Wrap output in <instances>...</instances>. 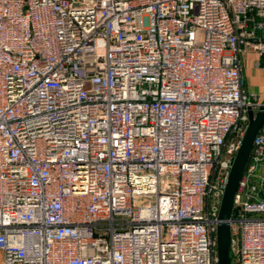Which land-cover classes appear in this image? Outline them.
<instances>
[{"label":"built area","instance_id":"1","mask_svg":"<svg viewBox=\"0 0 264 264\" xmlns=\"http://www.w3.org/2000/svg\"><path fill=\"white\" fill-rule=\"evenodd\" d=\"M264 0H0L1 264H218ZM264 125L230 220L264 264Z\"/></svg>","mask_w":264,"mask_h":264},{"label":"water","instance_id":"2","mask_svg":"<svg viewBox=\"0 0 264 264\" xmlns=\"http://www.w3.org/2000/svg\"><path fill=\"white\" fill-rule=\"evenodd\" d=\"M248 115L249 126L242 139L240 149L234 158L228 178V183L221 203L219 224L217 228L218 264H232L230 256V220L234 212L235 196L238 192L240 182L249 163L254 142L264 125V105L260 107L257 113H255L253 109H249ZM261 197L264 198V191L261 193Z\"/></svg>","mask_w":264,"mask_h":264},{"label":"crops","instance_id":"3","mask_svg":"<svg viewBox=\"0 0 264 264\" xmlns=\"http://www.w3.org/2000/svg\"><path fill=\"white\" fill-rule=\"evenodd\" d=\"M242 73L247 90L254 95H264V58L254 52L242 57Z\"/></svg>","mask_w":264,"mask_h":264},{"label":"rangeland","instance_id":"4","mask_svg":"<svg viewBox=\"0 0 264 264\" xmlns=\"http://www.w3.org/2000/svg\"><path fill=\"white\" fill-rule=\"evenodd\" d=\"M259 101H264V95H256ZM2 253L0 252V264L2 263Z\"/></svg>","mask_w":264,"mask_h":264},{"label":"trees","instance_id":"5","mask_svg":"<svg viewBox=\"0 0 264 264\" xmlns=\"http://www.w3.org/2000/svg\"><path fill=\"white\" fill-rule=\"evenodd\" d=\"M232 264H234V263L232 262Z\"/></svg>","mask_w":264,"mask_h":264}]
</instances>
